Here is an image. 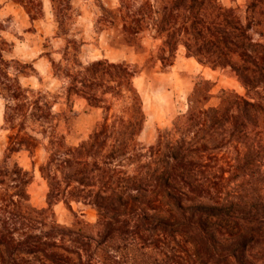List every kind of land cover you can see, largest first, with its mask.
<instances>
[{"label": "trees", "instance_id": "trees-1", "mask_svg": "<svg viewBox=\"0 0 264 264\" xmlns=\"http://www.w3.org/2000/svg\"><path fill=\"white\" fill-rule=\"evenodd\" d=\"M12 1L32 20L40 14L39 0ZM50 1L67 34L71 0ZM100 8L96 22L109 42L142 48L151 39L149 58L162 71L182 49L204 67L230 70L245 93L222 90L207 106L212 82L199 79L171 128L142 145L135 65L81 61V42L67 38L61 60L50 61L65 96V109L56 112L48 91L20 81L34 72L32 62L6 58L0 47V264H256L250 253L264 237V197L256 204L225 193L256 164L255 153L243 159L240 146L252 134L264 139V0H246L243 13L218 0H115ZM0 44L8 45L1 37ZM73 97L99 109L100 119L70 144ZM40 146L46 207L36 209L26 190L30 176L11 157ZM57 202L93 208L91 230L79 220L58 223Z\"/></svg>", "mask_w": 264, "mask_h": 264}, {"label": "rangeland", "instance_id": "rangeland-1", "mask_svg": "<svg viewBox=\"0 0 264 264\" xmlns=\"http://www.w3.org/2000/svg\"><path fill=\"white\" fill-rule=\"evenodd\" d=\"M40 1V14L30 19L22 6L12 0H0V23L4 30L0 32L8 45L0 44L4 49L6 58H13L22 62H32L34 72L30 76L20 77L22 84L42 88L48 91L55 99L53 109L56 112L65 109V96L60 82L52 75L50 61L58 62L62 58V51L66 39L75 37L81 42L79 58L81 61L105 58L112 62L124 61L135 65L138 73L133 79L137 88L144 111V124L138 137L142 145L152 143L157 132L170 129L173 119L186 109L187 96L193 85L199 79L212 82L210 98L207 106L218 103L222 90H232L244 95V89L233 73L228 69L212 70L198 64L194 59L188 58L182 49L176 53L173 64L166 70L160 64L149 58L153 50V41L144 39L142 48L128 45H117L109 42L106 31L101 30L96 22L100 15V5L103 3L114 4L115 0H71L69 17L63 21V26L68 27V33L59 32L57 22L53 15L50 0ZM224 7H236L243 13L246 0H218ZM59 35V36H58ZM48 54H44V53ZM73 117L66 140L75 144L96 125L100 119V110L88 107L84 100L73 97L71 99ZM63 130V127H61ZM6 131L3 129V102L0 98V157L4 147ZM248 145L240 146V154L250 151L255 153L256 164L247 168L226 189V198L252 197L250 200L260 204L264 197V139L260 141L252 134ZM45 152L38 147L32 155L26 150L14 153L11 157L22 169L28 172L30 181L27 185L29 203L36 209L46 207V183L38 172L39 164L44 160ZM228 157H233L232 154ZM56 221L64 225H73L79 220L86 230L96 219V212L90 206L71 203L70 208L62 202L52 205ZM258 243L250 255L264 264V237H259Z\"/></svg>", "mask_w": 264, "mask_h": 264}, {"label": "crops", "instance_id": "crops-1", "mask_svg": "<svg viewBox=\"0 0 264 264\" xmlns=\"http://www.w3.org/2000/svg\"><path fill=\"white\" fill-rule=\"evenodd\" d=\"M184 53V52H183ZM188 58H192V57H188ZM193 59V58H192Z\"/></svg>", "mask_w": 264, "mask_h": 264}]
</instances>
